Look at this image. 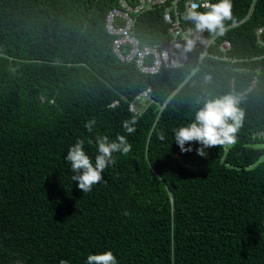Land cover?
Wrapping results in <instances>:
<instances>
[{
  "label": "trees",
  "instance_id": "1",
  "mask_svg": "<svg viewBox=\"0 0 264 264\" xmlns=\"http://www.w3.org/2000/svg\"><path fill=\"white\" fill-rule=\"evenodd\" d=\"M252 2L232 0L223 36L195 39L209 55L186 46L184 66L150 75L110 51L104 18L118 0H0V264H87L105 251L118 264H264V0ZM162 12L134 14L141 43L170 40ZM226 94L244 113L235 143L182 153L174 129ZM120 135L132 150L84 193L69 148L84 140L94 164L96 138Z\"/></svg>",
  "mask_w": 264,
  "mask_h": 264
},
{
  "label": "clouds",
  "instance_id": "2",
  "mask_svg": "<svg viewBox=\"0 0 264 264\" xmlns=\"http://www.w3.org/2000/svg\"><path fill=\"white\" fill-rule=\"evenodd\" d=\"M205 8V11L199 9ZM232 0H216L215 3L208 0L201 5L196 0H187L186 9L183 15L185 21L191 22L195 26V31L203 33L205 31L223 36L226 32V21L233 19ZM190 32L192 30H189ZM192 40L188 39L187 48L191 49ZM205 83L211 82V76H206ZM239 100L231 94H226L204 102L195 114V118L187 125L174 129V141L179 146L181 152H191V147L186 144L198 143L200 147L195 151L201 157L206 155L205 149L235 143V133L243 120L244 113L238 107ZM135 118L123 121V128L129 133L136 131L134 125ZM94 120L85 123L84 127L88 132L93 130ZM164 140V135L159 136ZM84 140H77L71 146L65 156V160L70 162L72 181L78 182V188L84 193L92 190L94 185L104 180L103 172L110 165L116 163L113 154L121 153L127 155L132 150V145L128 143L125 136L116 137L110 142L108 136L96 138L98 154L95 156V163L84 150ZM125 215L128 213L125 212ZM60 264H68L66 260H61ZM87 264H118L116 256L111 251L100 254L89 255Z\"/></svg>",
  "mask_w": 264,
  "mask_h": 264
},
{
  "label": "built area",
  "instance_id": "3",
  "mask_svg": "<svg viewBox=\"0 0 264 264\" xmlns=\"http://www.w3.org/2000/svg\"><path fill=\"white\" fill-rule=\"evenodd\" d=\"M179 0H118L116 6L111 7L104 18V29L111 38L110 51L122 63L133 64L142 74H156L162 68L176 69L184 66L188 62L187 41L192 40V47L199 52V58L209 55L207 45L198 47L195 39L202 33L196 32L193 23L189 22V27H183L180 22L177 2ZM256 0H253L252 4ZM203 5L208 0H196ZM187 0L183 2L186 9ZM163 6V21L166 25L170 40L162 44H143L133 33L135 17L134 14L140 13L151 6ZM201 8L199 10H204ZM264 27L257 28L259 35ZM189 30H192L191 32ZM193 36V38L190 37ZM230 42L223 40L218 48L222 55L218 58L227 59L225 52L230 49ZM150 88L145 89L141 95L149 97ZM115 100L112 103L117 104ZM129 109L135 113L139 112L133 103Z\"/></svg>",
  "mask_w": 264,
  "mask_h": 264
},
{
  "label": "rangeland",
  "instance_id": "4",
  "mask_svg": "<svg viewBox=\"0 0 264 264\" xmlns=\"http://www.w3.org/2000/svg\"><path fill=\"white\" fill-rule=\"evenodd\" d=\"M256 145H261V144H257V143H256Z\"/></svg>",
  "mask_w": 264,
  "mask_h": 264
}]
</instances>
